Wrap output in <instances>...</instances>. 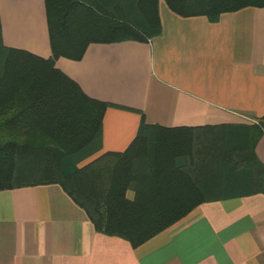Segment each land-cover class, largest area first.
Returning <instances> with one entry per match:
<instances>
[{
    "label": "crops",
    "instance_id": "obj_1",
    "mask_svg": "<svg viewBox=\"0 0 264 264\" xmlns=\"http://www.w3.org/2000/svg\"><path fill=\"white\" fill-rule=\"evenodd\" d=\"M159 11L162 30L147 41L92 42L81 59L55 60L88 95L110 103L98 150L80 165L125 150L143 116L188 127L261 119L255 152L264 164V6L216 21L180 15L164 0ZM0 21L6 45L51 56L45 0H0ZM244 190L200 203L133 247L97 231L58 183L2 189L0 264H264V193Z\"/></svg>",
    "mask_w": 264,
    "mask_h": 264
},
{
    "label": "trees",
    "instance_id": "obj_2",
    "mask_svg": "<svg viewBox=\"0 0 264 264\" xmlns=\"http://www.w3.org/2000/svg\"><path fill=\"white\" fill-rule=\"evenodd\" d=\"M52 54L3 42L0 21V190L58 183L85 209L97 231L137 247L227 194L264 193L255 145L263 122L164 126L143 116L123 151L88 162L101 141L110 103L88 95L56 67L81 59L92 42L147 41L162 30L161 0H45ZM183 15L264 6V0H164ZM131 193V195H130Z\"/></svg>",
    "mask_w": 264,
    "mask_h": 264
},
{
    "label": "built area",
    "instance_id": "obj_3",
    "mask_svg": "<svg viewBox=\"0 0 264 264\" xmlns=\"http://www.w3.org/2000/svg\"><path fill=\"white\" fill-rule=\"evenodd\" d=\"M253 122H255V123H259V120H257V119H251Z\"/></svg>",
    "mask_w": 264,
    "mask_h": 264
}]
</instances>
